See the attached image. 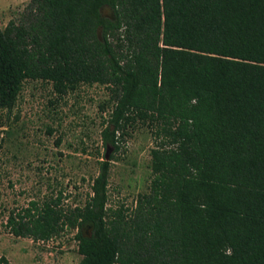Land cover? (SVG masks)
Returning <instances> with one entry per match:
<instances>
[{
    "label": "trees",
    "instance_id": "trees-1",
    "mask_svg": "<svg viewBox=\"0 0 264 264\" xmlns=\"http://www.w3.org/2000/svg\"><path fill=\"white\" fill-rule=\"evenodd\" d=\"M27 81L103 86L113 154L82 204L59 191L10 211L14 238L76 231L79 264H264V0H29L0 27V110ZM139 125L148 190L109 209L111 161Z\"/></svg>",
    "mask_w": 264,
    "mask_h": 264
},
{
    "label": "rangeland",
    "instance_id": "rangeland-1",
    "mask_svg": "<svg viewBox=\"0 0 264 264\" xmlns=\"http://www.w3.org/2000/svg\"><path fill=\"white\" fill-rule=\"evenodd\" d=\"M0 0V27L29 0ZM16 3V4H13ZM11 4V5H10ZM103 86H81L58 97L48 83L27 81L11 110H0V257L9 264H79L76 231L49 242L14 238L5 228L8 213L63 191L65 205H80L90 193L99 162L113 154L102 131L110 108ZM111 161L107 208H132L148 190L151 132L129 130Z\"/></svg>",
    "mask_w": 264,
    "mask_h": 264
},
{
    "label": "water",
    "instance_id": "water-1",
    "mask_svg": "<svg viewBox=\"0 0 264 264\" xmlns=\"http://www.w3.org/2000/svg\"><path fill=\"white\" fill-rule=\"evenodd\" d=\"M101 14L105 17H108L112 20H114V15H113V12L111 10H109L108 8H102L100 10ZM93 224L90 223V224H86L82 227L81 229V232H82V236L83 237H86V238H89L91 237V233L93 231Z\"/></svg>",
    "mask_w": 264,
    "mask_h": 264
},
{
    "label": "crops",
    "instance_id": "crops-1",
    "mask_svg": "<svg viewBox=\"0 0 264 264\" xmlns=\"http://www.w3.org/2000/svg\"><path fill=\"white\" fill-rule=\"evenodd\" d=\"M18 1H20V0H17L16 3H18ZM16 3H13V4H16ZM8 5H9V4H8ZM8 5H6V6H8ZM10 5H11V4H10ZM6 6L0 8V11H1L2 9H4Z\"/></svg>",
    "mask_w": 264,
    "mask_h": 264
}]
</instances>
